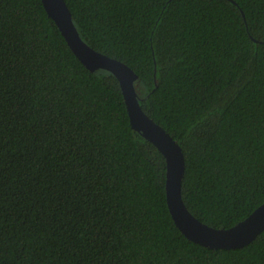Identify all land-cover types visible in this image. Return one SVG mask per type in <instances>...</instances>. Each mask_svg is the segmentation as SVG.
I'll list each match as a JSON object with an SVG mask.
<instances>
[{"label": "trees", "instance_id": "16d2710c", "mask_svg": "<svg viewBox=\"0 0 264 264\" xmlns=\"http://www.w3.org/2000/svg\"><path fill=\"white\" fill-rule=\"evenodd\" d=\"M66 2L182 146L188 209L227 229L264 204V0ZM166 184L118 78L80 61L43 0H0V264H264V231L188 239Z\"/></svg>", "mask_w": 264, "mask_h": 264}, {"label": "water", "instance_id": "95a60500", "mask_svg": "<svg viewBox=\"0 0 264 264\" xmlns=\"http://www.w3.org/2000/svg\"><path fill=\"white\" fill-rule=\"evenodd\" d=\"M69 46L92 72L106 70L114 74L122 87L135 131L155 144L167 160V200L172 217L191 241L212 249H237L252 243L264 231V204L231 228H215L197 218L187 207L182 194L186 172L185 154L178 143L141 107L136 89L138 74L126 63L91 47L81 37L66 0H43Z\"/></svg>", "mask_w": 264, "mask_h": 264}]
</instances>
